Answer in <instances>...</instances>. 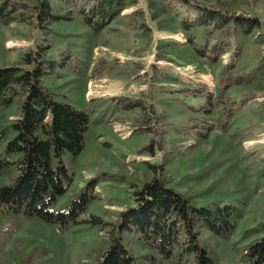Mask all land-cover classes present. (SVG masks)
<instances>
[{"label": "rangeland", "instance_id": "1", "mask_svg": "<svg viewBox=\"0 0 264 264\" xmlns=\"http://www.w3.org/2000/svg\"><path fill=\"white\" fill-rule=\"evenodd\" d=\"M193 1L259 18L262 28L236 34L232 50L213 62L187 42L178 21L185 7L171 0H139L101 33L79 17L53 25L48 57L66 65L45 75L44 84L90 117L83 151L62 157L73 181L53 210H66L91 181L93 199L81 216L87 222L67 227L0 208V264H98L113 225L137 206L138 192L156 176L149 164L166 168L169 185L197 205L235 207V229L226 236L204 230L200 245L218 264H249V245L264 235V0ZM7 2L35 4L0 5ZM195 34L201 44L215 42L216 35L202 29ZM45 41L34 26L0 20V67L20 65ZM19 114L20 100L0 108V135ZM145 115L159 135L140 129ZM198 125L209 127L206 136L195 137ZM153 139L152 150L140 152ZM9 182L3 171L0 185ZM178 257L165 264H193L182 252Z\"/></svg>", "mask_w": 264, "mask_h": 264}, {"label": "trees", "instance_id": "2", "mask_svg": "<svg viewBox=\"0 0 264 264\" xmlns=\"http://www.w3.org/2000/svg\"><path fill=\"white\" fill-rule=\"evenodd\" d=\"M174 2L185 7L186 15H179L178 21L187 42L199 55L213 62L232 50L231 41L236 34L262 28L256 17L224 12L193 0H171L172 6ZM138 4L139 0H35L33 5L17 2L0 5L3 24L19 22L34 26L47 40L25 53L20 65L0 67V108L20 100L19 116L0 135V145L5 143L0 153V174L8 171L10 180L0 185V208L24 212L62 227L87 222L81 216L93 199L90 190L94 181L66 210H53L73 181V173L62 157L66 152L78 156L83 151L90 117L44 84L45 75L53 74L57 66L66 65L62 59L56 63L49 59L53 46L49 38L55 32L54 24L76 17L94 33H101L119 14ZM197 29L209 36L216 35L215 42L199 43ZM92 71L97 73V66ZM203 94L213 98L209 92ZM219 100L229 104L223 97ZM211 106L209 101L203 110L210 112ZM150 109L155 117H160L154 105ZM144 118L140 129L159 135L155 121L150 125L152 117ZM198 126L195 137L206 136L209 127ZM154 144L155 139L140 152L151 151ZM149 168L156 176L138 192L137 206L121 213L113 225L109 249L98 264H165L177 259L181 252L193 264H218L210 251L200 245L201 232L205 230L214 236L231 233L236 227L235 207L197 205L191 197L169 185L166 168L151 164ZM133 246L141 253H136ZM246 256L249 264H264V235L249 245Z\"/></svg>", "mask_w": 264, "mask_h": 264}]
</instances>
